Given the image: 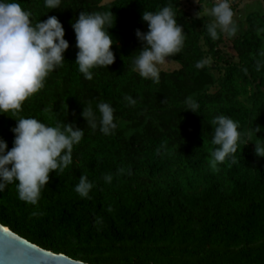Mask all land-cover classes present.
Returning <instances> with one entry per match:
<instances>
[{"label":"trees","instance_id":"obj_1","mask_svg":"<svg viewBox=\"0 0 264 264\" xmlns=\"http://www.w3.org/2000/svg\"><path fill=\"white\" fill-rule=\"evenodd\" d=\"M18 2L31 10L34 23L56 16L69 42L63 67L24 102L20 115L53 126L75 122L84 137L74 146L73 163L50 173L38 205L20 200L16 184L0 192V223L89 264H264V157L255 154L254 142L243 140L235 163L229 158L213 168L209 157L216 115L239 122L245 136L253 119V127H264V33L257 34L264 8L235 23L234 36L218 28L213 40L207 26L215 18L203 14V3L212 7L214 0H198L192 12L182 0H62L61 8L49 10L44 0ZM168 4L186 38L182 51L169 58L180 67L161 71L155 84L133 71L132 54L143 46L135 33L148 30L143 11ZM231 6L234 11L237 0ZM81 11L112 13L114 23L115 62L92 69L90 81L75 62L72 21ZM226 36L233 55L225 51ZM197 61L205 67L197 69ZM125 94L137 100L135 106ZM88 100L115 108L114 134L86 125L80 112ZM189 102L199 105V114L186 110ZM15 125L0 114V138L9 150ZM82 174L94 184L89 198L74 190ZM109 174L111 183L104 179Z\"/></svg>","mask_w":264,"mask_h":264},{"label":"clouds","instance_id":"obj_2","mask_svg":"<svg viewBox=\"0 0 264 264\" xmlns=\"http://www.w3.org/2000/svg\"><path fill=\"white\" fill-rule=\"evenodd\" d=\"M44 3L48 10L55 9L61 8L62 0H44ZM209 14L215 18V23L207 26L213 40L218 38V28L231 36L236 34L231 0H216ZM32 16L31 10L23 8L18 0H0V114L16 120L15 127L11 128L14 140L10 150L7 142L0 138V192L9 184H16L20 200L38 205L42 189L50 181V173L62 172L73 163L74 146L82 141L84 129L75 122L57 121L53 126L36 117L20 115L24 102L45 87L52 72L63 67L64 53L69 48L64 27L56 16L35 23ZM197 18L202 17L197 15ZM142 20L148 30H136L143 46L132 54L133 71L159 84L160 66L184 47V26L177 22L171 4L162 6L159 11H143ZM113 25L112 13L99 11H81L72 21L78 48L75 62L86 80L93 79L92 69H107L115 62L112 45L116 41L109 32ZM261 33L264 28L258 29L257 34ZM205 63L197 61L195 67L203 69ZM124 100L129 106L137 103L130 94H125ZM81 103L80 116L88 127L106 136L114 134L118 128L116 110L109 102ZM198 109V104L189 102L186 110L199 114ZM253 120L250 134L245 136L239 122L223 114L214 117L211 143L215 147L209 152L213 168L229 158L235 163L234 154L242 140L244 145L254 142L255 154L264 157V137L257 136L264 127H253ZM104 179L111 183L112 176L106 175ZM93 187L88 176L82 174L74 190L80 197L89 198Z\"/></svg>","mask_w":264,"mask_h":264},{"label":"water","instance_id":"obj_3","mask_svg":"<svg viewBox=\"0 0 264 264\" xmlns=\"http://www.w3.org/2000/svg\"><path fill=\"white\" fill-rule=\"evenodd\" d=\"M0 264L89 263L44 249L0 223Z\"/></svg>","mask_w":264,"mask_h":264},{"label":"rangeland","instance_id":"obj_4","mask_svg":"<svg viewBox=\"0 0 264 264\" xmlns=\"http://www.w3.org/2000/svg\"><path fill=\"white\" fill-rule=\"evenodd\" d=\"M113 0H102V4L109 3ZM182 3L184 5H187V7L192 12L195 8V5H197L196 0H190L189 2H186V0H182ZM204 5V12L203 14L209 13V10L211 9V5L203 3ZM264 8V3L262 0H237V6L234 7V23H237L238 21H242L244 16L248 12L253 11H261ZM225 51L228 52L230 55H233V51L231 48V43L228 37H225ZM180 67V64L176 60L169 59L164 65H161V71H172L175 69H178Z\"/></svg>","mask_w":264,"mask_h":264},{"label":"built area","instance_id":"obj_5","mask_svg":"<svg viewBox=\"0 0 264 264\" xmlns=\"http://www.w3.org/2000/svg\"><path fill=\"white\" fill-rule=\"evenodd\" d=\"M214 2H216V0H214ZM233 2V0H231V3Z\"/></svg>","mask_w":264,"mask_h":264}]
</instances>
